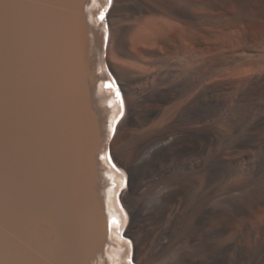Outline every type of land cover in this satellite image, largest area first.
<instances>
[{
  "label": "bare ground",
  "instance_id": "6f19581e",
  "mask_svg": "<svg viewBox=\"0 0 264 264\" xmlns=\"http://www.w3.org/2000/svg\"><path fill=\"white\" fill-rule=\"evenodd\" d=\"M90 3L0 0V264H129L108 144L138 264H264V0Z\"/></svg>",
  "mask_w": 264,
  "mask_h": 264
},
{
  "label": "rangeland",
  "instance_id": "374dc122",
  "mask_svg": "<svg viewBox=\"0 0 264 264\" xmlns=\"http://www.w3.org/2000/svg\"><path fill=\"white\" fill-rule=\"evenodd\" d=\"M93 30H94V31H97L96 26H95L94 23H93ZM102 40H104L103 37H102ZM99 57H101V58L105 61V62H104L105 65H104L102 68H100L99 71H98V72H101L102 69H104V68L106 67V65H107V64H106V58H107V57H106V54H105L104 51H103V54L100 53ZM107 67H108V65H107ZM108 69H109V67H108ZM109 70H110V69H109ZM108 138H109V137H108ZM105 144H107V140L105 141ZM122 202H123V199H122ZM123 205L125 206L124 202H123ZM125 208H126V207H125ZM126 236H127V235H126ZM127 237H128V236H127ZM128 238H129V237H128ZM122 240H123V239H122ZM130 240H131V238H130ZM119 242L122 244V246H121V245L119 246L120 249H123V250L125 251V247H126V250H127V251L129 250V247H128V246H129L130 244H129V245H126V244H128V243H127L125 240H123V241H119ZM123 243H124L126 246H125ZM131 243H132V240H131ZM123 245H124V246H123ZM132 245H133V244H132Z\"/></svg>",
  "mask_w": 264,
  "mask_h": 264
},
{
  "label": "snow or ice",
  "instance_id": "6c2138e0",
  "mask_svg": "<svg viewBox=\"0 0 264 264\" xmlns=\"http://www.w3.org/2000/svg\"><path fill=\"white\" fill-rule=\"evenodd\" d=\"M108 4L111 5V0H108ZM104 18H105L104 13H101V15H100V19H101V20H104ZM107 86H108L109 88H112V87H113L112 84H109V85H107ZM116 96H117L118 101H119V103H120V105H121V109H123V98H122L121 93H120V91H119L118 88L116 89ZM123 114H124V113H123V110H122L121 113H120L121 118L123 117ZM113 132H115V128H113ZM124 186L127 187V178H125ZM129 264H131V261H129Z\"/></svg>",
  "mask_w": 264,
  "mask_h": 264
}]
</instances>
